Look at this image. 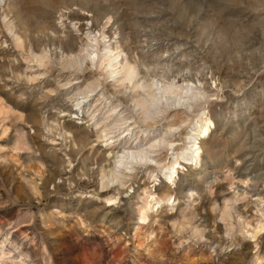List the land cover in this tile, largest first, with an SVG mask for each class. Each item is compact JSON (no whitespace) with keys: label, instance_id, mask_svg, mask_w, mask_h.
Here are the masks:
<instances>
[{"label":"rangeland","instance_id":"obj_1","mask_svg":"<svg viewBox=\"0 0 264 264\" xmlns=\"http://www.w3.org/2000/svg\"><path fill=\"white\" fill-rule=\"evenodd\" d=\"M0 264H264V0H0Z\"/></svg>","mask_w":264,"mask_h":264},{"label":"bare ground","instance_id":"obj_2","mask_svg":"<svg viewBox=\"0 0 264 264\" xmlns=\"http://www.w3.org/2000/svg\"><path fill=\"white\" fill-rule=\"evenodd\" d=\"M87 23V22H86ZM114 59V58H113ZM109 60H112L111 58H109ZM109 63H111V62H109ZM117 63V62H116ZM127 64H128V62H127ZM126 64V65H127ZM113 65V64H112ZM125 65V66H126ZM127 67H128V65H127ZM116 71V70H115ZM128 74H130V71H129V69H128ZM130 76V75H129ZM133 76V75H132ZM75 83H77V82H73L72 84H75ZM191 86V85H190ZM192 87V86H191ZM187 88V91L190 93V95H189V97H192L195 93L192 91V89L193 88ZM92 88V87H91ZM88 90V89H87ZM86 90V91H87ZM85 92V91H84ZM88 92V91H87ZM103 92V91H102ZM104 93V92H103ZM154 95V94H153ZM100 96V95H99ZM151 97V96H150ZM182 96H180V98H181ZM86 98H87V94L85 93V95L84 96H82V97H78V98H75L74 99V104H67V105H64L63 106V110H66V111H68V112H70V113H75V114H78V112L79 111H81V109L84 107V105H85V103H86ZM148 98H149V96H148ZM183 98V97H182ZM181 98V99H182ZM155 98L154 97H152V99L151 100H154ZM166 99H169V97L167 98L166 97ZM188 99V98H187ZM149 100V104H150V99H148ZM178 101H179V99H177ZM99 101V100H98ZM101 101V100H100ZM157 101V100H156ZM170 101V100H169ZM82 102V103H81ZM147 102V101H146ZM81 103V104H80ZM98 103L99 102H95V104L93 105V106H97L98 105ZM184 103H186L185 101H183V104ZM66 104V103H65ZM148 104V103H147ZM187 104V103H186ZM63 105V104H62ZM119 106V105H118ZM188 106V105H187ZM184 108V107H183ZM84 109V108H83ZM115 109V108H114ZM122 109V108H121ZM121 109H116L117 111H116V113H118V112H120V110ZM135 110V109H134ZM136 110H138V109H136ZM88 111V110H87ZM133 113V112H132ZM131 114V113H130ZM145 114V113H144ZM126 116H128V115H126ZM126 116H124V117H122V118H120V119H118V120H120L121 122H123V123H128L127 124V126L126 127H128L129 126V128H127L128 130L129 129H131L130 130V132L127 130V132H126V136H128V134H132L134 131H135V127L136 126H134L133 125V122H132V120H128V117H126ZM137 116V115H136ZM140 116H141V114H140ZM117 117V116H116ZM133 117V116H132ZM131 117V118H132ZM143 117V116H142ZM142 117H140L141 119H143ZM134 118V117H133ZM139 119V118H138ZM117 120V121H118ZM144 120V119H143ZM143 120H142V122H143ZM113 125H114V123H112ZM112 124H110L109 122H107V124H104L105 126H113ZM117 124V123H116ZM134 124H135V121H134ZM124 125V124H123ZM114 126H117V125H114ZM113 126V127H114ZM104 127V126H103ZM115 128V127H114ZM120 128V127H119ZM209 128V126H208V123H206V127L205 128H203V132H206L207 131V129ZM166 129V128H165ZM172 126H169L168 125V128L165 130V131H167L166 133V135H161V138H159V139H155V140H153V143H151V146H155V145H163V146H166L168 149H170V148H175V145H176V142L171 138L172 137V134H173V132H172ZM137 130V129H136ZM106 131V130H105ZM141 131V130H140ZM139 131V132H140ZM112 133V132H111ZM174 135V134H173ZM125 136V137H126ZM202 136V135H201ZM188 139H194V143H193V145H196V148H197V150L199 149V148H201V145H202V139L201 138H199V137H197L196 136V134H194V133H190L189 131H188V133H187V136H186ZM85 138H88V136L86 137V135H85ZM199 144V146H197ZM132 148H134L133 146H131V145H127V146H123L122 147V151H120V150H111V151H108V153L109 154H111L112 155V157H113V159H114V161L115 162H117L118 164H125V163H131L132 162V159H137L136 157L137 156H139L141 159H147V160H154V159H151L149 156H148V152L150 151V150H148V149H146V151L145 152H140L139 154H137V155H135L133 152H131L130 150L132 149ZM176 149V148H175ZM125 150L127 151V153H125ZM197 150L196 149H194L193 151H191V152H189V153H192V152H196V154H197ZM154 151V150H153ZM106 153V151L104 152V154ZM192 155V157H194L195 158V163L196 164H198L199 162H201V160H200V157L199 156H197V155ZM106 156V155H105ZM131 158V160H129ZM99 159H101V158H99ZM104 159V158H103ZM102 161V160H101ZM100 161V162H101ZM124 161V162H123ZM136 161V160H135ZM104 162V161H103ZM107 162H108V160H107ZM110 162V161H109ZM134 162V161H133ZM99 163V162H98ZM100 164V163H99ZM176 164V163H175ZM129 166V165H128ZM196 166V165H195ZM127 167V166H126ZM170 167V166H169ZM170 169H171V171L173 172V173H175L176 172V169L174 168V166L172 165V167H170ZM170 171V172H171ZM169 179H171V176H169ZM106 185V184H105ZM105 185H103V186H105ZM157 189V188H156ZM152 198V197H151ZM156 205H159L160 204V201L159 200H156V203H155ZM153 205V204H152ZM147 206H143L140 210H138V211H140L139 213L142 215H144L145 214V212H146V210H147ZM111 213H112V210L111 209H108L107 211H106V215H108V217L109 216H111ZM143 216H141V218H142ZM145 217V216H144ZM111 219V218H110ZM144 219V218H143Z\"/></svg>","mask_w":264,"mask_h":264}]
</instances>
